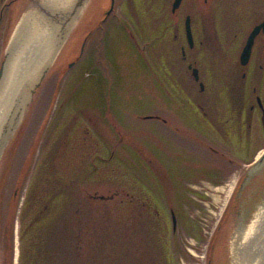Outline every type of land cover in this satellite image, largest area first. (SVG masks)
<instances>
[{
    "label": "rangeland",
    "instance_id": "obj_1",
    "mask_svg": "<svg viewBox=\"0 0 264 264\" xmlns=\"http://www.w3.org/2000/svg\"><path fill=\"white\" fill-rule=\"evenodd\" d=\"M74 1L67 0L62 5L53 0L46 3L66 12ZM3 3L0 0V12ZM27 3L28 0H18L4 13L1 26L7 30L5 34L0 31V63L21 19L33 7L28 8ZM132 3L140 16V25L135 26L138 37L149 35L145 54L130 46L126 36L109 34L106 39L102 28L95 31L78 57L80 31L92 15L104 12L109 4L108 0H91L24 110L21 126L0 161V264H20L22 257L27 261L34 234L33 230L29 233L28 226L34 221L40 222L41 227L56 221L60 243L63 239L70 241V256L77 264H217V253L210 247L216 243L212 242V234L223 213L221 189L212 190L211 198L204 202L196 197L187 201L183 198L185 209L173 205V190L164 187V194L161 190L152 191L160 186L152 175H157L159 169L154 158L156 137L165 146H169L171 138L167 126L150 118L169 117L167 83L161 77L166 74L163 67L170 57V41H157L153 48L150 42L156 35L161 38L158 31L162 26L157 25L156 19L169 15L171 1ZM134 6L119 0L116 20L132 21L125 18V13L134 11ZM193 12L198 33L201 18L198 10ZM184 16L181 10L177 21L170 24V30L174 32L176 27L179 36L177 47L185 43ZM221 21L232 30L237 24H246L248 18L230 14L217 19L222 28ZM58 30L44 18H37L29 27L19 53L23 63L16 73V91H22V97L16 93L15 100H24L28 69L35 66L29 60L40 64L54 46ZM216 49L209 47L205 56L200 55L203 64L209 59L206 55L228 61ZM263 143L264 140L256 144L255 151ZM186 144L192 148L190 141ZM113 150L115 155L111 158ZM166 154H157L160 163L166 168L174 166L176 162ZM207 155L200 157L207 161ZM251 160L250 157L240 162V169L246 170L243 165ZM139 192L149 200V211L141 210ZM163 199L183 218L174 232L171 212L164 207ZM262 208L264 204H259L251 212L249 228ZM186 219L193 223L186 224ZM236 233L234 227L226 241L216 240L225 248L220 264L234 263Z\"/></svg>",
    "mask_w": 264,
    "mask_h": 264
},
{
    "label": "flooded vegetation",
    "instance_id": "obj_2",
    "mask_svg": "<svg viewBox=\"0 0 264 264\" xmlns=\"http://www.w3.org/2000/svg\"><path fill=\"white\" fill-rule=\"evenodd\" d=\"M16 1L18 0H1L4 3L0 12V31L3 30L1 32L4 34L7 30L1 26L4 13L11 10ZM118 1L115 0L111 12L109 11L112 0H108L109 4L104 12L97 11L90 17L79 34L82 41L81 52L86 50V45L95 31L103 28L106 39L109 34L126 36L130 46L145 54L149 35L148 38L142 39L136 33L135 26L140 25L137 7L132 0H122L129 3L130 7L134 6L135 10L125 13V18L132 21H118L115 17ZM164 1L167 4L171 1L170 12L167 17L160 16V19L157 17V25L162 26L158 34L162 36L160 38L156 35L157 38L150 42V46L153 48L157 41L162 39L167 43L170 41V57L163 67L166 74L161 77L164 78V83H167L169 117L165 119L162 116H151V119H157L167 126L171 138L169 146H165L156 137L157 144L154 147L156 157L153 156L158 161L159 169L156 171L157 175L153 172L152 175L159 181L160 186L152 191L161 190L164 194L166 193L164 187L173 190L171 195L176 202L173 205L185 209L186 202L181 201L183 198V200L186 198V201L198 198L204 202L211 198L212 190L221 189L219 198L223 213L212 234V242L216 243L210 247L217 253L215 261L220 264L225 248L224 245H218L219 240L226 241L234 227L237 231L235 237L241 231H246L249 228L247 220L251 212L257 205L264 204V167L253 175H250V168L248 169L264 148L263 143V146L255 151V145L264 140V29L256 36L246 65H243L241 60L251 33L264 22V0H248L246 3L240 0H183L176 10H173L175 0ZM35 4V1L28 0L26 6L29 8ZM194 9L198 10V18H201L198 33L193 22ZM181 10L185 13L183 19L185 43L177 47L175 42L179 36L176 34V27L174 32L170 30V24L171 21H177ZM230 14L248 18V21L240 26L237 24L232 30H228V26L222 21V28L219 27L217 19ZM188 18L191 23L193 45H190L186 36ZM210 41L211 43H207ZM209 47H216L228 61L217 59L216 54V58L212 59L206 55L209 59L207 64H203L200 55H204ZM188 141L192 143L193 149L186 144ZM114 153L113 150L111 158ZM159 153H167L169 159L176 162L174 166L164 167L157 158ZM203 153L209 154L207 161L200 157ZM250 157L253 160L243 165L246 170H241L240 162ZM164 176L167 181L163 179ZM177 194L181 197H176ZM138 200L141 201V210L149 211L152 208L149 200L143 199L141 192L138 193ZM163 201L166 210L171 212L174 232L177 230L179 220L183 222V218H180V212H175V209L165 202L166 199ZM189 221L193 223L188 219L185 223Z\"/></svg>",
    "mask_w": 264,
    "mask_h": 264
},
{
    "label": "water",
    "instance_id": "obj_3",
    "mask_svg": "<svg viewBox=\"0 0 264 264\" xmlns=\"http://www.w3.org/2000/svg\"><path fill=\"white\" fill-rule=\"evenodd\" d=\"M91 0H75L71 9L66 12H61V9L56 8L54 5H50L46 2L36 3L29 12H27L23 18L21 19L18 27L16 28L13 36L10 39V42L6 48L3 60L0 64V88L3 86L8 68L10 63L12 62L17 51H20L22 48V42L25 36L27 35L29 27L33 22L36 21L37 18H44L53 23L57 27H59L57 39L54 43V46L50 49V52L47 53L46 57L39 63L33 61L32 59H27L30 61L31 65H35L33 69L29 68L30 72L27 79V86L25 85V97L22 99H14V103L12 105L11 111L14 110V118L15 121L9 130L4 128V137L3 134L0 136V161L3 157L4 151L8 144L10 143L11 138L15 135V131L23 121V112L29 106L31 101L33 100V96L36 93V90L41 85L42 81L45 79L47 74L49 73L51 67L55 63L58 58L59 52L62 47L67 43L70 38L72 32L76 28L77 23L80 20L85 7L89 4ZM183 0H175L173 4V10H176L180 7ZM115 0H112V7L109 12H111L114 8ZM36 18V19H35ZM261 29H264V22L255 28V30L251 33L247 44L242 53V64L246 65L248 62L254 40ZM186 33L187 39L190 45H193V35L191 30L190 19H187L186 22ZM26 60V61H27ZM22 91L17 92L18 95L21 96ZM22 97V96H21ZM264 167V150L260 154V156L256 159L253 165L250 167V175H253L257 171H260Z\"/></svg>",
    "mask_w": 264,
    "mask_h": 264
},
{
    "label": "bare ground",
    "instance_id": "obj_4",
    "mask_svg": "<svg viewBox=\"0 0 264 264\" xmlns=\"http://www.w3.org/2000/svg\"><path fill=\"white\" fill-rule=\"evenodd\" d=\"M65 1L67 0H53V2L60 5ZM20 51L16 52L10 63L4 84L0 88V136L3 134V137L4 128L9 130L15 121L14 111L16 110L12 112L11 108L14 103V95L17 93L16 73L23 63H21L22 58L19 57ZM21 56L23 57V54ZM233 251V264H264V208H262L253 226L239 233L234 241Z\"/></svg>",
    "mask_w": 264,
    "mask_h": 264
},
{
    "label": "trees",
    "instance_id": "obj_5",
    "mask_svg": "<svg viewBox=\"0 0 264 264\" xmlns=\"http://www.w3.org/2000/svg\"><path fill=\"white\" fill-rule=\"evenodd\" d=\"M81 44L82 41L79 47H81ZM79 52L77 55H79ZM57 226L56 221L44 223L43 227L40 226V222L34 221L28 226L29 233L32 230L34 232L29 244L31 252L28 251L30 255L27 257L26 262L22 257L20 264H77L75 259L70 256L73 249L70 241L63 239L60 243ZM62 251V254H64L62 256L63 262L60 260L61 256L59 257Z\"/></svg>",
    "mask_w": 264,
    "mask_h": 264
}]
</instances>
